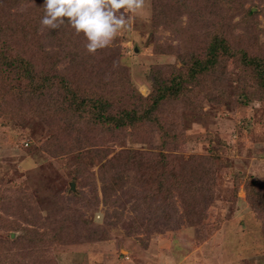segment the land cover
<instances>
[{
    "label": "rangeland",
    "instance_id": "obj_1",
    "mask_svg": "<svg viewBox=\"0 0 264 264\" xmlns=\"http://www.w3.org/2000/svg\"><path fill=\"white\" fill-rule=\"evenodd\" d=\"M42 3L0 0V264H264V0H143L94 53Z\"/></svg>",
    "mask_w": 264,
    "mask_h": 264
},
{
    "label": "clouds",
    "instance_id": "obj_2",
    "mask_svg": "<svg viewBox=\"0 0 264 264\" xmlns=\"http://www.w3.org/2000/svg\"><path fill=\"white\" fill-rule=\"evenodd\" d=\"M42 5L41 25L56 29L67 22L76 33L83 34L85 50L94 53L109 46L130 26L132 18H126L122 10L136 13L143 0H43Z\"/></svg>",
    "mask_w": 264,
    "mask_h": 264
},
{
    "label": "trees",
    "instance_id": "obj_3",
    "mask_svg": "<svg viewBox=\"0 0 264 264\" xmlns=\"http://www.w3.org/2000/svg\"><path fill=\"white\" fill-rule=\"evenodd\" d=\"M58 30V28H57ZM4 42L1 43L0 42V57L2 55H7L8 51L10 50L9 45H7V42L5 41V39H3ZM218 40L214 41V44L211 43L210 47L208 48L209 50V57L206 59V62H210L211 60L216 58V53L218 51V46L221 45V42L217 43ZM19 56V54H18ZM18 56H13L10 57L12 60V63L14 64L15 62H17L16 58ZM21 60H23L22 58H20ZM198 63V67H200L201 71L203 70L202 68L207 66V65H202V62H197ZM241 65L248 67L247 69L250 70L252 78L254 83H256V85H258L260 88L264 89V56H260V55H256V56H248L247 53L243 52L242 53V59L240 61ZM19 64V63H18ZM26 66H30L26 65ZM11 68L14 72L18 71V69L20 68L19 65H11ZM195 69V66L193 67V70ZM30 72V70L28 69V67L24 70V72L22 73H26V72ZM37 87H39V84H37ZM172 87H177V86H172L170 85V88ZM167 90H169V88L164 89V88H158V92L152 96V103L151 106L155 107L159 100H161L162 98H165V95L167 93ZM94 102L92 103V107H96L97 105H100L101 107H107L106 106V102H102L101 100H93ZM100 115L103 116V111L102 110H97ZM144 114H147V111H144ZM101 117V116H99ZM107 119V120H104ZM141 118H139V116H137L136 111L134 110H126L123 112V114L118 115V116H114V115H107V116H103V122H107V123H113V126L117 129L119 128H123L124 126L127 127H133L135 125H137L138 123L141 122L140 120Z\"/></svg>",
    "mask_w": 264,
    "mask_h": 264
}]
</instances>
